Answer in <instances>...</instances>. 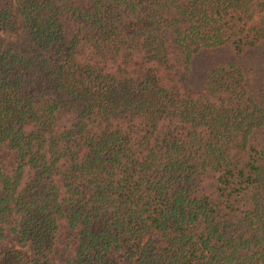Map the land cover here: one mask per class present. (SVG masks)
<instances>
[{"label": "trees", "instance_id": "trees-1", "mask_svg": "<svg viewBox=\"0 0 264 264\" xmlns=\"http://www.w3.org/2000/svg\"><path fill=\"white\" fill-rule=\"evenodd\" d=\"M257 48L264 0H0V264H264Z\"/></svg>", "mask_w": 264, "mask_h": 264}, {"label": "rangeland", "instance_id": "rangeland-1", "mask_svg": "<svg viewBox=\"0 0 264 264\" xmlns=\"http://www.w3.org/2000/svg\"><path fill=\"white\" fill-rule=\"evenodd\" d=\"M239 61L248 71V77L251 79L247 85L249 92L264 108V52L258 48L253 49L242 56ZM201 63L204 64L203 61ZM197 68L202 69V66ZM18 249L24 257H29V250L26 246H18Z\"/></svg>", "mask_w": 264, "mask_h": 264}]
</instances>
